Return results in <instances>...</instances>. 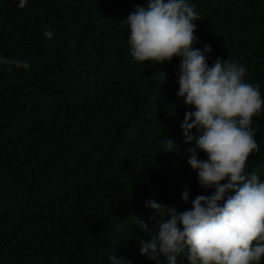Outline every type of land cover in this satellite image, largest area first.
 Listing matches in <instances>:
<instances>
[{
    "label": "trees",
    "instance_id": "obj_1",
    "mask_svg": "<svg viewBox=\"0 0 264 264\" xmlns=\"http://www.w3.org/2000/svg\"><path fill=\"white\" fill-rule=\"evenodd\" d=\"M17 2L0 0V56L30 68L0 64V264H111L116 255L155 264L139 254L136 218L149 227L159 218L144 202L183 211L214 191L187 164L194 142L180 122L194 109L176 95L179 58L131 56L124 18L147 0ZM188 3L200 14L193 46H211L209 65H244L264 99V0ZM253 126L259 152L245 173L264 180V106ZM167 138L174 151H163Z\"/></svg>",
    "mask_w": 264,
    "mask_h": 264
},
{
    "label": "clouds",
    "instance_id": "obj_2",
    "mask_svg": "<svg viewBox=\"0 0 264 264\" xmlns=\"http://www.w3.org/2000/svg\"><path fill=\"white\" fill-rule=\"evenodd\" d=\"M27 3L18 0L17 7L23 9ZM199 19L188 0H147L124 18L134 61L155 64L179 58L176 95L194 109L186 111L180 122L185 143L194 142L187 149V164L202 188L214 189L210 195H197L183 211L155 198L146 200L145 207L159 218L155 227L136 218L145 234L139 240V254L155 264H177L181 256L187 264H261L264 180L256 171L245 173V165L250 153L259 152L253 117L261 113L264 99L257 85L244 81V65L220 57L211 65L206 62L211 59V46H193L199 42L194 35V22ZM43 35L51 39L54 33L46 28ZM9 63L30 68L27 61L0 56V64ZM173 146L176 143L167 138L163 151H174ZM198 151L207 158L198 159ZM180 197L189 202L187 185ZM109 260L132 264L124 256H109Z\"/></svg>",
    "mask_w": 264,
    "mask_h": 264
}]
</instances>
